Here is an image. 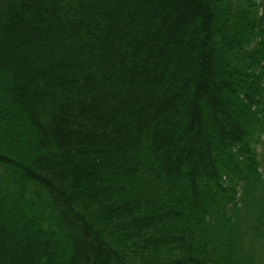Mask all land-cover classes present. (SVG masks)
I'll return each mask as SVG.
<instances>
[{"label": "trees", "instance_id": "trees-1", "mask_svg": "<svg viewBox=\"0 0 264 264\" xmlns=\"http://www.w3.org/2000/svg\"><path fill=\"white\" fill-rule=\"evenodd\" d=\"M0 264H264V0H0Z\"/></svg>", "mask_w": 264, "mask_h": 264}]
</instances>
